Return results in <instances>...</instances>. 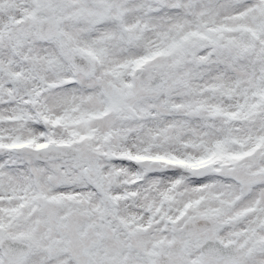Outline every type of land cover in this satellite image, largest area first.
<instances>
[{"label": "snow or ice", "instance_id": "obj_1", "mask_svg": "<svg viewBox=\"0 0 264 264\" xmlns=\"http://www.w3.org/2000/svg\"><path fill=\"white\" fill-rule=\"evenodd\" d=\"M0 264H264V0H0Z\"/></svg>", "mask_w": 264, "mask_h": 264}]
</instances>
